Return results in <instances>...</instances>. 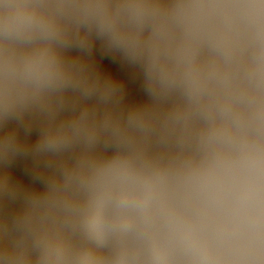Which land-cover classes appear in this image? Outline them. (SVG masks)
<instances>
[{
  "label": "clouds",
  "instance_id": "1",
  "mask_svg": "<svg viewBox=\"0 0 264 264\" xmlns=\"http://www.w3.org/2000/svg\"><path fill=\"white\" fill-rule=\"evenodd\" d=\"M0 264H264V0H0Z\"/></svg>",
  "mask_w": 264,
  "mask_h": 264
},
{
  "label": "crops",
  "instance_id": "2",
  "mask_svg": "<svg viewBox=\"0 0 264 264\" xmlns=\"http://www.w3.org/2000/svg\"><path fill=\"white\" fill-rule=\"evenodd\" d=\"M101 67L116 78L122 80L127 89L128 98L133 101L144 99L136 73L124 65L119 58L112 56L98 57Z\"/></svg>",
  "mask_w": 264,
  "mask_h": 264
}]
</instances>
